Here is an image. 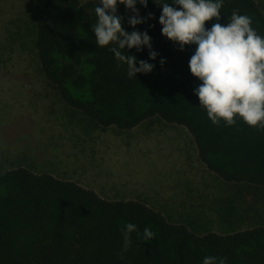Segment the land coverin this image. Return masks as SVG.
I'll return each instance as SVG.
<instances>
[{"label": "trees", "instance_id": "obj_1", "mask_svg": "<svg viewBox=\"0 0 264 264\" xmlns=\"http://www.w3.org/2000/svg\"><path fill=\"white\" fill-rule=\"evenodd\" d=\"M96 2L46 0L39 10L40 71L62 101L101 128L130 130L154 117L183 126L208 170L226 183L264 189V129L239 118L230 126L212 123L193 91L201 83L189 69L196 46L180 50L162 35V6L152 0L147 8L136 5L146 22L135 28L147 29L158 55L149 61L155 65L150 73L129 78L126 65L95 42ZM234 9L251 16L252 27L264 36V13L255 0H224L222 23ZM117 14L125 30L133 31L131 10L120 4ZM212 22L215 18L206 27ZM129 51L149 59L147 48ZM126 222L138 231L129 234L125 250ZM145 227L156 234L148 242L141 239ZM206 255L225 257L227 264H264V226L198 235L144 202L105 199L94 189L25 167L0 171V264H201Z\"/></svg>", "mask_w": 264, "mask_h": 264}, {"label": "rangeland", "instance_id": "obj_2", "mask_svg": "<svg viewBox=\"0 0 264 264\" xmlns=\"http://www.w3.org/2000/svg\"><path fill=\"white\" fill-rule=\"evenodd\" d=\"M45 1L0 0V160L25 155L105 199L144 202L198 235L264 226V189L208 170L183 126L154 117L130 130L101 128L62 101L35 49ZM255 1L264 13V0Z\"/></svg>", "mask_w": 264, "mask_h": 264}, {"label": "clouds", "instance_id": "obj_3", "mask_svg": "<svg viewBox=\"0 0 264 264\" xmlns=\"http://www.w3.org/2000/svg\"><path fill=\"white\" fill-rule=\"evenodd\" d=\"M137 3L147 8L149 0H97L96 22L91 25L96 44L109 47L118 64L126 65L129 78L150 73L155 65L149 61L158 55L147 29L135 28L146 22ZM152 3L162 6L158 18L162 35L178 43L180 50L186 45L196 46L189 69L201 83L193 91L212 123L219 125L223 121L230 126L239 118L249 126L264 129V36L252 27V17L234 9L228 22L222 23L224 0H152ZM120 4L133 13L128 18L134 29L131 32L125 30L123 18L117 14ZM153 15L149 12L147 18ZM213 18L215 22L206 27L205 22ZM132 48L138 52L147 48L149 59H138L129 51ZM165 62L166 58L161 57L160 64ZM134 230L138 231L137 226L131 222L121 229L125 250ZM155 237L150 228L143 229L141 239L145 242ZM201 264H227V259L206 255Z\"/></svg>", "mask_w": 264, "mask_h": 264}, {"label": "crops", "instance_id": "obj_4", "mask_svg": "<svg viewBox=\"0 0 264 264\" xmlns=\"http://www.w3.org/2000/svg\"><path fill=\"white\" fill-rule=\"evenodd\" d=\"M64 132H66L65 130H63ZM51 135L53 137V132L51 130H48V132L46 133V135ZM63 138V136H62ZM53 139V138H51ZM29 159V157L23 155L21 157H18L16 159H1L0 162L2 164L6 163V162H9V163H12V164H9V165H6L4 168H17V167H25L31 171H33L34 173L36 174H43V173H51L53 176L59 178V179H63V180H71L73 179V176L72 175H67L65 174L64 172H57V171H52L50 169H47L45 166L43 165H40L38 163V161L34 160V159H31L32 160V164H28L27 160ZM13 162H12V161Z\"/></svg>", "mask_w": 264, "mask_h": 264}]
</instances>
